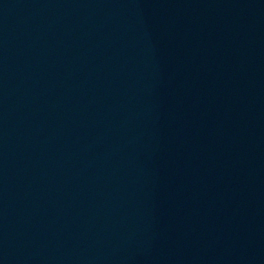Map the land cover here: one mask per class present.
Masks as SVG:
<instances>
[{
	"label": "water",
	"instance_id": "obj_1",
	"mask_svg": "<svg viewBox=\"0 0 264 264\" xmlns=\"http://www.w3.org/2000/svg\"><path fill=\"white\" fill-rule=\"evenodd\" d=\"M204 122L264 260V0H164Z\"/></svg>",
	"mask_w": 264,
	"mask_h": 264
}]
</instances>
